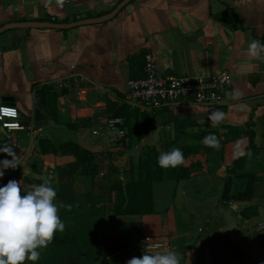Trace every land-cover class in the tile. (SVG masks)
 Returning a JSON list of instances; mask_svg holds the SVG:
<instances>
[{
    "label": "crops",
    "instance_id": "0c3cea01",
    "mask_svg": "<svg viewBox=\"0 0 264 264\" xmlns=\"http://www.w3.org/2000/svg\"><path fill=\"white\" fill-rule=\"evenodd\" d=\"M124 1L0 0V30L104 19L63 30L0 33V105L14 106L25 126L16 132L0 129V144L14 146L22 160V167L6 170L0 186L16 180L26 193L47 183L57 191V204L76 196L78 164L69 155L51 154L55 146L76 144L102 162L103 152H124L138 167L147 149L160 154L172 141L182 148L204 147L201 138L216 133L220 147L196 157L200 172L179 181L175 191L164 172L163 182L148 193L155 213L126 222H139L141 238L163 245L148 254L175 249L182 254L181 264H264V235L256 231L264 226V62L246 53L252 40L264 43V0H131L111 17ZM146 54L162 75L226 72L231 86L210 108L138 109L128 96V83L143 77ZM237 90L243 95L232 99L230 93ZM216 109L224 112L218 125L208 119ZM36 110L44 115V126H34ZM116 118L123 125L108 130L107 120ZM246 154L243 167L228 172ZM3 159L10 157L0 154ZM241 175L256 179L250 201L232 200L245 187ZM114 221L104 220L100 234L115 235Z\"/></svg>",
    "mask_w": 264,
    "mask_h": 264
},
{
    "label": "trees",
    "instance_id": "16d2710c",
    "mask_svg": "<svg viewBox=\"0 0 264 264\" xmlns=\"http://www.w3.org/2000/svg\"><path fill=\"white\" fill-rule=\"evenodd\" d=\"M148 128L149 126H147V131ZM208 135H215L219 139L218 134L208 133L201 140ZM248 138L249 147H251L252 133L248 135ZM234 139L235 137L231 138V140ZM170 145L165 152L171 151L173 148L182 150L185 158L182 166L161 168L157 164L159 153L147 149L141 153L138 167L132 165L130 168L129 182L126 183L125 177L120 181L111 182L108 176H112L113 172L109 168L110 173L108 172L105 176L107 182L101 185L98 183L99 174L107 167V164L100 160L101 156L76 144L55 146L51 154L71 156L78 164L75 178L80 176L90 178L91 192L84 198L76 195L65 201H57L58 214L64 222L65 228L63 232L55 234L47 248L39 250L41 259L36 264H127V261L133 257H142L145 251L139 247V240L142 239V228L139 222L119 221V223H115V235L111 237L101 235L100 229L103 221L107 218L123 219V217L154 214L155 199L148 193H152L155 185L163 182L164 172H166L168 183L173 185L175 191V185L179 181L191 179L194 173L201 171V163L196 160V157L199 154L206 155L214 149L207 146L182 148L175 141H172ZM246 156L247 154L241 155L238 161L228 168V172L243 167ZM238 179L244 182L245 187L242 192L232 197V200L250 201L253 197L255 177L241 175L238 176ZM230 186V181L224 186L222 197L224 201L229 198ZM171 202L172 199L168 207ZM65 205H71V208L68 209L64 207ZM165 209L168 210V208ZM120 243H126L122 252L118 250ZM132 245L136 247H132ZM29 263L31 264V262Z\"/></svg>",
    "mask_w": 264,
    "mask_h": 264
},
{
    "label": "clouds",
    "instance_id": "9594fccd",
    "mask_svg": "<svg viewBox=\"0 0 264 264\" xmlns=\"http://www.w3.org/2000/svg\"><path fill=\"white\" fill-rule=\"evenodd\" d=\"M247 56L264 62V43L254 39L248 44ZM243 94L236 91L230 93L232 99ZM242 108L243 105H240ZM209 121L220 124L224 119V112L216 109L208 116ZM202 143L207 147L219 148L220 141L215 135L203 138ZM0 154L10 159L0 160V179H3L8 169L15 170L22 167V160L14 146L0 144ZM184 154L180 148L163 152L157 158L161 168H176L184 164ZM57 191L47 183L38 185L34 190L23 192L20 182L10 180L0 186V264H36L41 259L40 249L47 248L57 232H63L64 222L55 203ZM64 207L70 209L71 205ZM159 248L160 245H154ZM182 254L175 249L166 252L133 257L127 264H181Z\"/></svg>",
    "mask_w": 264,
    "mask_h": 264
},
{
    "label": "built area",
    "instance_id": "2783aa9c",
    "mask_svg": "<svg viewBox=\"0 0 264 264\" xmlns=\"http://www.w3.org/2000/svg\"><path fill=\"white\" fill-rule=\"evenodd\" d=\"M231 86V76L224 72L218 75L193 78H180L162 75L158 72L156 62L151 54L143 59V77L128 83V96L141 110H156L173 104H190L198 107H214L220 104ZM123 125L121 119H109L105 126L113 131ZM0 129L7 132L24 131L18 110L11 105H0ZM93 135H98L97 131ZM257 232L264 235V226ZM159 244V248L154 245ZM139 247L144 251H154L162 244L148 238L139 240Z\"/></svg>",
    "mask_w": 264,
    "mask_h": 264
},
{
    "label": "rangeland",
    "instance_id": "374dc122",
    "mask_svg": "<svg viewBox=\"0 0 264 264\" xmlns=\"http://www.w3.org/2000/svg\"><path fill=\"white\" fill-rule=\"evenodd\" d=\"M101 155L103 156L102 159H105L104 163L107 164V167L102 171L101 174H99L98 183L100 185L107 182V180H105L106 179L105 176L107 175L108 172L110 173V170L111 172H113L112 176H108L110 177L109 180H111V182L114 183V182L120 181L121 177L126 178L127 180L126 183L129 182L130 177H131L129 175V170H130L129 167L132 165L133 156H126V153L124 152H103ZM122 164H124V166H120ZM91 185H92V182L90 178H86L82 176L77 177L76 182H75V188H74L75 195H79L84 198L88 193L91 192ZM57 206H59L58 203H57ZM130 218L131 217H129V220ZM126 220H128L126 219V217H123V219L116 218L114 221V224L119 223V221L126 222ZM123 243H120V245H118L119 252H122L126 244V243L125 244ZM128 243H131V242L128 241ZM133 246L136 247L135 245H132V247ZM118 257H120V255H118ZM25 264H30V263L26 261Z\"/></svg>",
    "mask_w": 264,
    "mask_h": 264
},
{
    "label": "water",
    "instance_id": "95a60500",
    "mask_svg": "<svg viewBox=\"0 0 264 264\" xmlns=\"http://www.w3.org/2000/svg\"><path fill=\"white\" fill-rule=\"evenodd\" d=\"M131 0H125L124 3L119 7V9L111 16L113 17L115 14H117V12L124 6L126 5L128 2H130ZM110 17V18H111ZM107 18V17H106ZM104 21L100 20V21H85L82 23H78V24H73V25H69V26H64V25H53V24H37V23H27V24H15V25H8L6 27H4L3 29L0 30V33L9 29H28V28H44V29H54V30H63V29H70V28H74L77 26H81V25H87V24H92V23H98ZM12 106V105H11ZM45 117L44 115H42L38 110H36L34 112V126L35 127H41L45 125Z\"/></svg>",
    "mask_w": 264,
    "mask_h": 264
}]
</instances>
